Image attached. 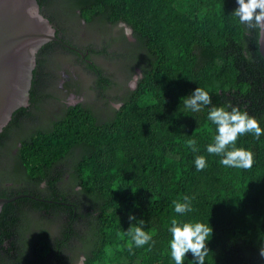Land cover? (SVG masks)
<instances>
[{
	"label": "trees",
	"instance_id": "16d2710c",
	"mask_svg": "<svg viewBox=\"0 0 264 264\" xmlns=\"http://www.w3.org/2000/svg\"><path fill=\"white\" fill-rule=\"evenodd\" d=\"M37 2L57 23L58 36L59 17L67 23L125 24L134 42L130 52L117 56L138 66L141 76L105 120L82 103L64 105L54 120L21 134L24 121L34 119L42 102L39 78L48 53L60 50L91 67L58 42L41 47L29 104L18 108L0 132V197H34L3 205L0 264H77L81 255L83 264H175L168 231L173 218L208 222L213 229L205 264H264L259 255L264 245V135L254 139L249 133L236 142L235 147L253 153L250 169L225 167L220 156L206 151L216 135L208 119L212 106L230 102L264 129L259 30H249L232 15L236 0ZM101 81L106 86L104 77ZM197 87L209 93L212 103L192 112L183 98ZM190 139L198 151L188 147ZM197 156L207 161L202 171L196 169ZM185 196L192 211L175 213L173 201L184 202ZM130 215L135 219L130 221ZM141 220L153 239L129 251L127 231ZM54 222L57 232L51 234L48 225ZM184 264H195L191 253Z\"/></svg>",
	"mask_w": 264,
	"mask_h": 264
},
{
	"label": "water",
	"instance_id": "95a60500",
	"mask_svg": "<svg viewBox=\"0 0 264 264\" xmlns=\"http://www.w3.org/2000/svg\"><path fill=\"white\" fill-rule=\"evenodd\" d=\"M48 10V9H47ZM54 9L50 8L51 13ZM45 14V13H44ZM41 11L37 0H0V132L11 120L12 114L20 107L29 104V91L33 78V70L36 67L37 54L41 47L50 41H55L62 46L75 49L65 43L57 34V23L50 20ZM67 19L70 18L66 15ZM61 27V35L71 41L78 48L92 46L99 48L104 45V36L98 24H85L82 21L68 19V23L57 19ZM56 21V22H57ZM122 28L129 33V28L121 23ZM112 32L115 28L108 27ZM129 38L132 40L131 35ZM104 40V42H103ZM123 45V44H122ZM110 54L93 55L95 63L108 74H116L118 65L122 73L127 61L119 62L115 48H109ZM122 52H130L131 47L120 46ZM76 50V49H75ZM259 50L264 57V32L259 30ZM116 54V55H115ZM45 82L42 86L41 103L38 110L34 112V120L24 121L25 132L39 126L46 125L49 120H54L61 113L66 105L82 103L96 114L101 120L107 119L112 113L107 111V98L115 95L114 89L105 90V96H99L94 88V75L89 72L76 56L60 50H54L46 56ZM130 59V58H129ZM44 73V74H45ZM138 74V73H137ZM141 76V74H140ZM139 74L138 78L139 79ZM134 84H130V90ZM113 102L116 109L119 102ZM107 112L108 116L104 112ZM13 139L8 141L11 149ZM14 149V148H12ZM13 153V150L11 151ZM31 197L27 194H20L12 197H0V211L5 203L11 202L19 197ZM51 234L57 232L56 223L48 225ZM84 256H79L77 264H83Z\"/></svg>",
	"mask_w": 264,
	"mask_h": 264
},
{
	"label": "clouds",
	"instance_id": "9594fccd",
	"mask_svg": "<svg viewBox=\"0 0 264 264\" xmlns=\"http://www.w3.org/2000/svg\"><path fill=\"white\" fill-rule=\"evenodd\" d=\"M236 7L232 15L238 18L240 24L249 30L258 29L264 32V0H236ZM184 107L192 112H201L205 107L211 105V96L202 88L195 90L187 97L183 98ZM230 109V110H229ZM208 119L216 127V135L213 142L207 145L206 151L209 154L221 157L220 163L225 167L238 169H250L253 165V153L243 148L235 147L240 136L251 133L254 139H259L264 135V129L260 127L258 120L241 110L238 106H233L230 102L226 106H212L208 109ZM188 147L193 151H198L195 140H189ZM207 165L204 156L195 158L197 171H202ZM184 202L173 201L174 211L183 215L192 211L190 198L183 197ZM135 217L129 216V220ZM144 221H139L140 226H130L127 234L131 237L129 251L132 246L143 247L152 241V234L145 231L142 225ZM168 231L171 233L169 248L171 258L175 264H184L186 254L191 253L195 264H205V258L209 252L207 243L210 240L213 229L208 222H179L173 218ZM261 259H264V245L259 249Z\"/></svg>",
	"mask_w": 264,
	"mask_h": 264
},
{
	"label": "flooded vegetation",
	"instance_id": "af4514ba",
	"mask_svg": "<svg viewBox=\"0 0 264 264\" xmlns=\"http://www.w3.org/2000/svg\"><path fill=\"white\" fill-rule=\"evenodd\" d=\"M82 22L84 23L83 20H82ZM98 27H100L102 34L104 36H106V37H104L105 42L103 40L104 45H102L99 48H94L92 46H89V47L83 49V48L76 47L73 43H71V44L68 43V44H70V46L74 47L76 50L75 49H69V48H66V49L72 50L74 53L79 55V57L81 59H83L86 64L91 66L87 69L85 67V65L82 64L89 72H91L94 75V81H93L94 82V88L96 91H98V93L100 91H102V96H105V94H104L105 90L107 91L110 89H114V91H115L114 97H112L111 99H109V98H107V99L108 100H115V101L120 100L130 90V88H129L130 84H134V86L136 85L137 80H138L137 79L138 74H139V76L141 74L140 69L138 68V66H131L130 65L131 62H129V64L127 66H125L126 69H124L123 73L121 71L122 68L118 65V69H117L118 72H116V74H111V73L108 74L106 71H104L101 67H99L95 63L93 55H96V54L113 55V54H110L109 48H115L116 49L115 51L120 52L121 50L119 49V47L122 46L124 48L126 46H130V44L134 42V38L132 36L131 30H129V33H128L126 30H124L122 28L121 23H118L117 25H115V27L110 26L112 28H115L114 32H112L108 28L109 26H106V27L105 26H98ZM58 34L60 37H63V39H65L64 36L61 35V32H58ZM129 35H131L132 40L129 38ZM126 51L127 50H125V52ZM120 61L125 63L127 61V59L126 58H120L119 62ZM45 76H46V74H44V76L42 75V77L39 78V81L41 82V86H43V84L45 82ZM102 77H104L106 79V82H105L106 86L101 85L102 81L100 82V79ZM108 81H109V84H108ZM112 105H113V102L110 101V104H109L107 111L108 110L112 111V109H115Z\"/></svg>",
	"mask_w": 264,
	"mask_h": 264
},
{
	"label": "rangeland",
	"instance_id": "374dc122",
	"mask_svg": "<svg viewBox=\"0 0 264 264\" xmlns=\"http://www.w3.org/2000/svg\"><path fill=\"white\" fill-rule=\"evenodd\" d=\"M75 104H78V103H75ZM75 104H73V105H75ZM69 106V105H68Z\"/></svg>",
	"mask_w": 264,
	"mask_h": 264
}]
</instances>
